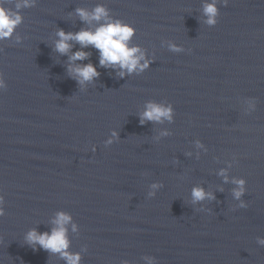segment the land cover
I'll return each instance as SVG.
<instances>
[{
  "label": "water",
  "instance_id": "95a60500",
  "mask_svg": "<svg viewBox=\"0 0 264 264\" xmlns=\"http://www.w3.org/2000/svg\"><path fill=\"white\" fill-rule=\"evenodd\" d=\"M3 2L22 22L0 38V264H68L27 239L59 213L79 264H264V0ZM97 6L134 27L147 69L56 51L60 30L105 22L76 11ZM89 63L80 84L69 67ZM149 104L172 118L142 123Z\"/></svg>",
  "mask_w": 264,
  "mask_h": 264
},
{
  "label": "clouds",
  "instance_id": "9594fccd",
  "mask_svg": "<svg viewBox=\"0 0 264 264\" xmlns=\"http://www.w3.org/2000/svg\"><path fill=\"white\" fill-rule=\"evenodd\" d=\"M29 6L27 0L24 4H17L16 7ZM77 14L80 18L91 24L93 21L101 23L94 30L86 29L81 30L78 33H66L64 30H60L57 35L59 40L56 42L55 49L61 54H67L72 47L69 43L75 40L78 42L82 49L92 46L99 51L101 67H118L120 69L119 75L123 77L125 71L132 73L139 69L143 71L150 66V62L145 59L144 53L140 51L138 47L130 46V40L135 34L133 26L124 24L119 20H112L110 18L109 10L104 6H97L92 12H88L85 9H77ZM205 14L209 17L208 23H216V15L218 12L215 4H207L205 6ZM22 22V17L17 13L11 11L4 6L3 0H0V38L9 37L16 26ZM179 50V49H174ZM90 56L89 52L80 50L76 51L70 56V61L85 60ZM143 61V63H141ZM70 73H74V78H78V83L83 84L85 81H91L98 78L100 73L97 70L96 65L89 63L84 66L69 67ZM6 87V81L3 74H0V88ZM172 109L164 108L156 104H149L148 109L143 113L141 122L144 120H160L162 117L171 119ZM111 143V141H109ZM240 188L235 192V196L239 198L244 192V180L237 181ZM193 196L195 200H202L206 196L214 198L210 193H205L202 189H194ZM244 206L243 204L241 205ZM70 217L65 213H59L54 220L56 227L51 233H38L33 230L28 234V241L32 244H39L44 250L50 252L61 253L68 264H79V255H69L65 251L69 242L66 237V225L69 223ZM259 243L264 244V239ZM127 264V262H124Z\"/></svg>",
  "mask_w": 264,
  "mask_h": 264
}]
</instances>
